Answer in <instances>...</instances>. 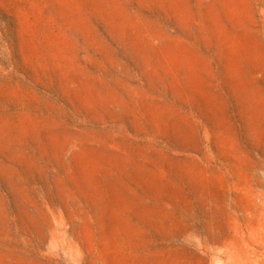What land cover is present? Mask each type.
<instances>
[{
  "label": "rangeland",
  "instance_id": "rangeland-1",
  "mask_svg": "<svg viewBox=\"0 0 264 264\" xmlns=\"http://www.w3.org/2000/svg\"><path fill=\"white\" fill-rule=\"evenodd\" d=\"M0 264H264V0H0Z\"/></svg>",
  "mask_w": 264,
  "mask_h": 264
}]
</instances>
